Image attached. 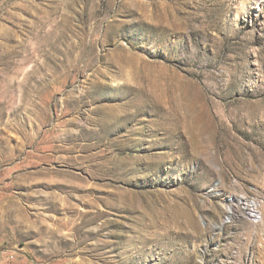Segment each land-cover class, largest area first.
Here are the masks:
<instances>
[{"label": "rangeland", "instance_id": "obj_1", "mask_svg": "<svg viewBox=\"0 0 264 264\" xmlns=\"http://www.w3.org/2000/svg\"><path fill=\"white\" fill-rule=\"evenodd\" d=\"M242 196L264 0H0V264H264Z\"/></svg>", "mask_w": 264, "mask_h": 264}, {"label": "bare ground", "instance_id": "obj_2", "mask_svg": "<svg viewBox=\"0 0 264 264\" xmlns=\"http://www.w3.org/2000/svg\"><path fill=\"white\" fill-rule=\"evenodd\" d=\"M264 199V198H263ZM259 201V200H258ZM264 202V200H263ZM262 204L263 203H260V202H249L245 196H242L240 198V205H243L245 208H247L248 210L250 208H252V211L251 212H256L257 215H254L252 216L254 218V222H256V225H259L261 223H263L264 221V215H263V212L261 211L262 210ZM258 220V221H257ZM254 225V224H253ZM255 225V226H256ZM261 227V226H260ZM263 233V232H262ZM259 241V240H258ZM261 242V241H260ZM263 247V246H262Z\"/></svg>", "mask_w": 264, "mask_h": 264}]
</instances>
